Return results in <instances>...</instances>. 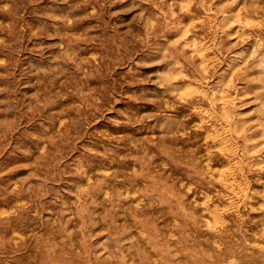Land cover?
<instances>
[{
	"label": "rangeland",
	"instance_id": "rangeland-1",
	"mask_svg": "<svg viewBox=\"0 0 264 264\" xmlns=\"http://www.w3.org/2000/svg\"><path fill=\"white\" fill-rule=\"evenodd\" d=\"M258 120L264 0H0V264H264Z\"/></svg>",
	"mask_w": 264,
	"mask_h": 264
},
{
	"label": "bare ground",
	"instance_id": "bare-ground-1",
	"mask_svg": "<svg viewBox=\"0 0 264 264\" xmlns=\"http://www.w3.org/2000/svg\"><path fill=\"white\" fill-rule=\"evenodd\" d=\"M189 27V26H188ZM254 27V26H253ZM194 46V45H193ZM196 48V47H195ZM201 49V48H200ZM203 50V49H202ZM205 52V51H204ZM246 64V63H245ZM258 122H259V124L255 127V130H257L256 131V133H258L259 135H261V137L262 138H264L263 136H264V122H262V121H259L258 120ZM243 133V132H242ZM210 135V134H209ZM208 135V136H209ZM211 138V137H210ZM234 138H236L237 140L238 139H240L241 140V143H242V151L243 152H246V153H248V152H250V150H248V147L250 148V144H247L248 142H250V140H251V138L250 137H247L246 135H242L241 136V134H239V131L238 130H235L234 131ZM208 139V138H207ZM214 139V138H213ZM217 140V139H216ZM219 142H224V140L223 139H220L219 140ZM251 142H252V140H251ZM221 145V144H220ZM219 145V146H220ZM222 145H223V143H222ZM226 145V144H225ZM222 148V147H221ZM223 150V149H222ZM251 150H252V148H251ZM220 152H221V149L219 150ZM227 152H229V150L227 151ZM233 152V151H232ZM222 153V152H221ZM254 156V155H253ZM250 157V156H249ZM247 159V158H246ZM250 160H252V163H254V164H258V163H260V162H262V161H259L258 160V157H254L253 159H250ZM232 165H235L234 163H232ZM251 167V166H250ZM249 167V168H250ZM253 167V166H252ZM252 167H251V169H252ZM227 168V167H226ZM229 168V167H228ZM234 169V168H233ZM262 169V168H261ZM264 169V168H263ZM228 171H229V169H228ZM231 171V170H230ZM259 172H261V171H259ZM232 185V184H231ZM234 190V189H233Z\"/></svg>",
	"mask_w": 264,
	"mask_h": 264
}]
</instances>
